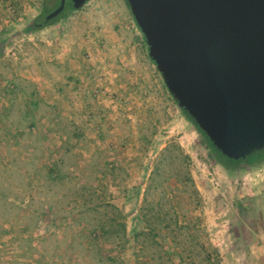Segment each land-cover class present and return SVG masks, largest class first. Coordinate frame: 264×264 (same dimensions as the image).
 I'll return each mask as SVG.
<instances>
[{"label": "rangeland", "instance_id": "1", "mask_svg": "<svg viewBox=\"0 0 264 264\" xmlns=\"http://www.w3.org/2000/svg\"><path fill=\"white\" fill-rule=\"evenodd\" d=\"M42 3L0 0V264H264V163L215 159L128 0Z\"/></svg>", "mask_w": 264, "mask_h": 264}, {"label": "water", "instance_id": "2", "mask_svg": "<svg viewBox=\"0 0 264 264\" xmlns=\"http://www.w3.org/2000/svg\"><path fill=\"white\" fill-rule=\"evenodd\" d=\"M89 1L72 0L78 10ZM128 2L179 107L226 156L264 150V0Z\"/></svg>", "mask_w": 264, "mask_h": 264}, {"label": "trees", "instance_id": "3", "mask_svg": "<svg viewBox=\"0 0 264 264\" xmlns=\"http://www.w3.org/2000/svg\"><path fill=\"white\" fill-rule=\"evenodd\" d=\"M59 3H60V0H58V3L55 5V7H50V1L49 0H43L40 13L30 23V26H29L30 30L31 31H37V30L43 29L49 25L57 23L62 18H65L67 15H70V14H72L78 10L74 7L72 0H66V5H65L64 10L58 16L48 20L46 18V15L48 13H50L51 11H53L58 6ZM136 24H137V22H136ZM137 26L141 30V28L139 27L138 24H137ZM143 37H144V40L146 42L148 53H149L148 44H147L146 37L144 34H143ZM149 58L151 59L150 55H149ZM152 62L154 64H156L155 61L152 60ZM175 102L178 104V102L176 100H175ZM180 110L184 114V116L189 121H191L193 123L196 130L199 133H201V135L204 137V139H205L209 149L211 150L213 156L215 157V159L220 164H222L225 168H227L228 170L233 171V170L245 168L247 166L261 165L264 163V150L258 151L256 153L248 156L247 159H242V158L241 159H234V158L226 156L225 154H223V152L221 150H219L217 148V146L214 145V143L211 141L209 136L195 122L194 118H192L190 116V114L184 108H180Z\"/></svg>", "mask_w": 264, "mask_h": 264}]
</instances>
